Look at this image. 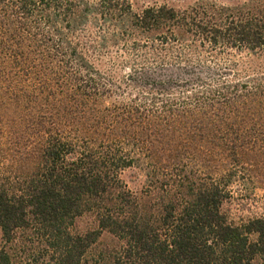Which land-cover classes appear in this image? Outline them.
<instances>
[{"label": "trees", "instance_id": "obj_1", "mask_svg": "<svg viewBox=\"0 0 264 264\" xmlns=\"http://www.w3.org/2000/svg\"><path fill=\"white\" fill-rule=\"evenodd\" d=\"M129 40L152 57L118 82L93 55ZM233 51L264 57V0H0V264H264V218L224 211L264 187V72Z\"/></svg>", "mask_w": 264, "mask_h": 264}, {"label": "rangeland", "instance_id": "obj_2", "mask_svg": "<svg viewBox=\"0 0 264 264\" xmlns=\"http://www.w3.org/2000/svg\"><path fill=\"white\" fill-rule=\"evenodd\" d=\"M91 4H97L101 0H87ZM133 10L141 12L147 8L169 5L177 9H186L201 0H129ZM214 1L218 4L232 6L243 3L247 0H203ZM107 27L101 21L93 22L83 32L82 38L84 43L92 42L97 37L104 35ZM133 40L123 41L119 45L110 46L104 51H100L93 55V60L97 62V67L109 78H115L120 82L130 72L132 66L142 64L141 62L147 58H151V50L148 48L135 49ZM91 56V55H90ZM219 63L236 65L234 73L239 77L264 72V57L248 52L233 51L220 56ZM133 92L123 90L116 94L112 100L106 104L123 103L131 99ZM21 138H0L3 144L4 155L10 153L11 142H18ZM3 155V154H2ZM0 157V164L7 163L5 156ZM123 179L133 192H140L144 186L145 178L137 170H127L123 175ZM232 198L225 204L224 211L228 215L231 222L240 224L253 218H264V187L255 183L252 186L246 187L242 183H236L231 188ZM3 244L2 231L0 229V247Z\"/></svg>", "mask_w": 264, "mask_h": 264}]
</instances>
